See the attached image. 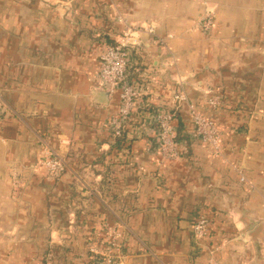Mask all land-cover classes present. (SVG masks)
Wrapping results in <instances>:
<instances>
[{"label":"crops","instance_id":"1","mask_svg":"<svg viewBox=\"0 0 264 264\" xmlns=\"http://www.w3.org/2000/svg\"><path fill=\"white\" fill-rule=\"evenodd\" d=\"M205 10L211 33L188 31ZM127 26L141 29L143 132L117 149L120 97L100 91L101 57ZM0 91L12 109L0 119V264H94L109 227L118 264H264V0H0ZM179 92L189 151L163 161L146 115ZM188 102L220 125L221 156L194 137ZM47 147L70 162L58 178L34 168ZM200 215L212 230L196 243Z\"/></svg>","mask_w":264,"mask_h":264},{"label":"built area","instance_id":"2","mask_svg":"<svg viewBox=\"0 0 264 264\" xmlns=\"http://www.w3.org/2000/svg\"><path fill=\"white\" fill-rule=\"evenodd\" d=\"M207 12L198 25L207 33L211 32L215 26L214 17ZM141 29L133 26H127L121 37L113 43H109L101 57L100 70V89L108 92L112 97L117 92L120 97V107L118 112L113 115L108 125L111 130L113 141H116L125 131V140L134 139L143 131L138 130L134 125L136 120L134 115L141 108L143 91L139 82L132 74V55L140 44ZM151 33L153 28L149 29ZM164 42V39H161ZM173 105L156 110H151L147 115V120L153 123L155 137L149 141L148 150L151 153L159 154L161 159L176 160L181 158L189 151V144L186 139L178 133L176 125L179 108L184 101H188L185 93L179 92L172 96ZM223 103L220 95L205 96L204 106L211 109H218ZM191 120L193 123V135L196 139L205 143L215 156H221L223 153V144L221 138V127L216 120L207 117L197 106L188 102ZM12 112L11 107L6 103L0 91V119L9 117ZM124 149V148H123ZM36 168L43 169L49 177L58 178L66 170L70 169L68 157L59 150L47 147L39 158ZM240 170V174H241ZM245 181L244 175L240 177ZM13 186L21 185L17 172L12 174ZM212 225L210 218L206 215H200L193 223L192 232L196 243L203 241L210 235ZM107 241L101 242L90 248L94 254V264H118L122 252L121 234L115 227L107 229ZM39 264H53L52 256L49 254L45 261Z\"/></svg>","mask_w":264,"mask_h":264},{"label":"rangeland","instance_id":"3","mask_svg":"<svg viewBox=\"0 0 264 264\" xmlns=\"http://www.w3.org/2000/svg\"><path fill=\"white\" fill-rule=\"evenodd\" d=\"M207 12L211 13L210 11L205 10L203 13H200L198 16H196L194 19H192L191 20L192 22L189 25V28H188L189 30L188 31L192 32V31H195V30H199V31H204L205 33H207L202 27H199V25H198L199 20L202 19L203 16H205V14ZM210 15H212V17H214L213 13H211ZM120 21H124V20L121 19ZM210 33L211 32H209L207 34H210ZM37 163H38V160L36 161L34 168H36Z\"/></svg>","mask_w":264,"mask_h":264},{"label":"trees","instance_id":"4","mask_svg":"<svg viewBox=\"0 0 264 264\" xmlns=\"http://www.w3.org/2000/svg\"><path fill=\"white\" fill-rule=\"evenodd\" d=\"M125 137L126 135L124 131L123 134L118 139H116L115 145L117 149H119V147H121V145L125 142Z\"/></svg>","mask_w":264,"mask_h":264},{"label":"water","instance_id":"5","mask_svg":"<svg viewBox=\"0 0 264 264\" xmlns=\"http://www.w3.org/2000/svg\"><path fill=\"white\" fill-rule=\"evenodd\" d=\"M100 91L108 98L109 97V94L107 91L103 90V89H100Z\"/></svg>","mask_w":264,"mask_h":264}]
</instances>
